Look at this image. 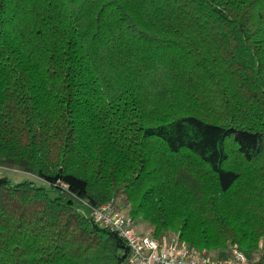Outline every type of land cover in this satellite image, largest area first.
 I'll return each instance as SVG.
<instances>
[{
  "label": "trees",
  "instance_id": "trees-1",
  "mask_svg": "<svg viewBox=\"0 0 264 264\" xmlns=\"http://www.w3.org/2000/svg\"><path fill=\"white\" fill-rule=\"evenodd\" d=\"M1 168L0 264H127L111 200L264 264V0H0Z\"/></svg>",
  "mask_w": 264,
  "mask_h": 264
},
{
  "label": "built area",
  "instance_id": "built-area-1",
  "mask_svg": "<svg viewBox=\"0 0 264 264\" xmlns=\"http://www.w3.org/2000/svg\"><path fill=\"white\" fill-rule=\"evenodd\" d=\"M94 218L126 241L127 264H249L246 255L235 244L227 260H213L205 252H191L175 239L158 241L137 231L134 220L124 215L115 200L93 211Z\"/></svg>",
  "mask_w": 264,
  "mask_h": 264
},
{
  "label": "rangeland",
  "instance_id": "rangeland-1",
  "mask_svg": "<svg viewBox=\"0 0 264 264\" xmlns=\"http://www.w3.org/2000/svg\"><path fill=\"white\" fill-rule=\"evenodd\" d=\"M0 175L7 176L10 179H12L14 182H22L25 180H31L35 182L38 186H44L49 187L50 185L44 181L43 179L35 176L34 174L28 172V171H18V170H12V169H0ZM137 230H140L142 234H149V225L146 222L139 221L136 226ZM175 239L174 235H171L169 238H167V241H172ZM262 249L264 250V239L262 240Z\"/></svg>",
  "mask_w": 264,
  "mask_h": 264
},
{
  "label": "crops",
  "instance_id": "crops-1",
  "mask_svg": "<svg viewBox=\"0 0 264 264\" xmlns=\"http://www.w3.org/2000/svg\"><path fill=\"white\" fill-rule=\"evenodd\" d=\"M138 232H140V230H137ZM141 233V232H140Z\"/></svg>",
  "mask_w": 264,
  "mask_h": 264
}]
</instances>
